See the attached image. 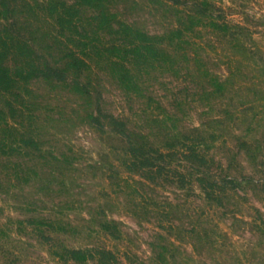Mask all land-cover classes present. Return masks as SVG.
<instances>
[{
    "label": "rangeland",
    "instance_id": "374dc122",
    "mask_svg": "<svg viewBox=\"0 0 264 264\" xmlns=\"http://www.w3.org/2000/svg\"><path fill=\"white\" fill-rule=\"evenodd\" d=\"M0 5V264H264V0Z\"/></svg>",
    "mask_w": 264,
    "mask_h": 264
},
{
    "label": "trees",
    "instance_id": "16d2710c",
    "mask_svg": "<svg viewBox=\"0 0 264 264\" xmlns=\"http://www.w3.org/2000/svg\"><path fill=\"white\" fill-rule=\"evenodd\" d=\"M2 6L0 5V15L1 14H3V12H2V10H3V8H1ZM4 7V6H3ZM10 7H8V9H9ZM4 10H5V8H4ZM10 10V9H9ZM3 42V40H0V43H2ZM4 66V60H0V72H3V71H5V68L3 67ZM4 75H2L1 76V74H0V84L1 83H4V81H6V78L4 79Z\"/></svg>",
    "mask_w": 264,
    "mask_h": 264
}]
</instances>
